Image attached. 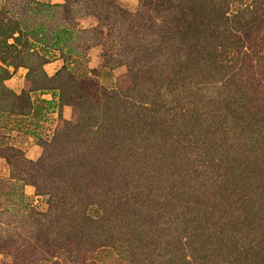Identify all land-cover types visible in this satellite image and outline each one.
I'll return each instance as SVG.
<instances>
[{
  "label": "trees",
  "instance_id": "1",
  "mask_svg": "<svg viewBox=\"0 0 264 264\" xmlns=\"http://www.w3.org/2000/svg\"><path fill=\"white\" fill-rule=\"evenodd\" d=\"M138 2L135 12L117 0H6L0 10V146L12 150L4 132L32 109L4 84L8 66L27 69L30 91L59 89V105L79 113L39 142L29 170L0 177L7 238L124 245L144 264H264V104L223 58L253 29L252 4L230 12L220 0ZM152 12L160 23L139 38L151 40L158 63L143 81L133 62L130 87L105 88L102 100L82 93L78 69L97 42L79 19L92 15L121 35ZM38 42L63 61L51 76ZM25 184L47 195L45 212L24 200Z\"/></svg>",
  "mask_w": 264,
  "mask_h": 264
},
{
  "label": "rangeland",
  "instance_id": "2",
  "mask_svg": "<svg viewBox=\"0 0 264 264\" xmlns=\"http://www.w3.org/2000/svg\"><path fill=\"white\" fill-rule=\"evenodd\" d=\"M40 1H49L50 3L63 2V0L62 2H53L51 0ZM220 1L229 3L230 12L235 7L252 4L250 10H253L254 13L251 17L255 21L253 29L249 30L246 35H242L243 44L238 51L233 53L232 50L223 58L225 59L224 63L229 69L227 73L230 77H234L235 81H244L247 90L253 95V103L255 105L259 103L264 104V0ZM117 3L122 9L131 12H135L139 5L138 0H117ZM5 5L6 0H0V10ZM152 16V21L150 19H143L142 23L146 22L143 28L140 26L130 27L127 28L131 29L129 32H124L121 35L117 30H111L106 25L98 22L92 15H86L80 18L85 19V21L81 25L79 24V28L86 27L93 30L91 32L97 42L93 46L98 49L96 54L93 52L92 56H88V60L78 69L81 73L79 75L80 78L76 80L80 84L81 89H79L82 93H86V96L92 99L97 98L102 100V91L105 88L124 90L130 87L132 77L129 73L128 66L134 65L133 62H136L138 67V78L143 81L147 73L151 71V64L158 63V53L151 46V40L147 38L141 40L139 38L142 35L147 36L149 31L156 30L157 27L151 23H154L153 20H155L159 24L160 18H156V14L153 12ZM136 30L138 32L136 36L138 37L133 41V35L129 34H133ZM34 45L35 47L33 48L42 52L48 60L53 59L55 55H58L60 58L58 51L51 48L42 49L41 47L44 45L39 42L34 43ZM165 47L168 46L165 45ZM132 55H134V60L131 58ZM233 60H237L234 64L236 68H239L238 70L233 71ZM162 61L163 59L160 63ZM67 65L71 72L78 67V64H73L72 62H69ZM7 69L11 74L15 71L12 66H8ZM66 78L68 82L75 79L73 75H68ZM6 80H4V84L7 86ZM28 84L30 87L29 80ZM55 90L59 93V89L56 88ZM17 96L21 99L27 97L26 87H23ZM69 105H72L76 109L78 118L77 106L74 104ZM43 109L42 105H38L35 111H42ZM77 118L72 120V122H75ZM1 122L2 120L0 119ZM4 133L6 135L5 143L12 148L7 153L5 148L0 146V177L4 179L8 178L12 172L23 174L24 170H29L30 161H35L41 154L39 142L49 138L53 134L48 136H39V134H36L37 138H39L36 139V145H29V143H24L27 139V135H25L27 133H16L15 128ZM23 188L24 200L28 205L38 212H45L48 208L47 195L35 194L34 187L29 184H25ZM10 231H12V228L0 221V264H38L39 257H42L46 264L145 263L137 251L129 250L124 245L123 247L116 244L106 247L99 246L97 248L82 241L78 242V244L73 243L61 247L53 244H45L33 237L7 238Z\"/></svg>",
  "mask_w": 264,
  "mask_h": 264
},
{
  "label": "crops",
  "instance_id": "3",
  "mask_svg": "<svg viewBox=\"0 0 264 264\" xmlns=\"http://www.w3.org/2000/svg\"><path fill=\"white\" fill-rule=\"evenodd\" d=\"M53 2H62V0H51ZM85 19H79L81 25ZM98 49L95 46L89 48L87 55L96 54ZM63 64V61L58 55L53 56L44 65L43 69L48 76L53 75L58 68ZM26 68L19 67L6 80L7 86L14 92L19 94L23 87H26L27 94L32 104L31 112L27 114L17 115L22 123L20 128H15L16 133H27L26 141L29 145H36V134L39 136H48L55 130L62 127L65 120H75L77 118L76 109L69 104L59 105V93L55 89L29 90L28 80L26 78ZM38 105L44 108L42 111L36 110ZM40 111V112H39ZM14 131V130H13ZM32 133V134H30Z\"/></svg>",
  "mask_w": 264,
  "mask_h": 264
}]
</instances>
